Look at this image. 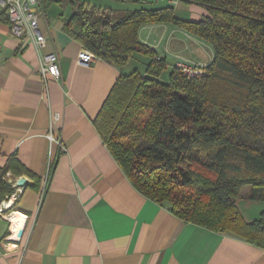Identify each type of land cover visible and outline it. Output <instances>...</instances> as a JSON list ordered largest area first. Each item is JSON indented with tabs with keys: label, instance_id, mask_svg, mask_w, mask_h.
Returning <instances> with one entry per match:
<instances>
[{
	"label": "crops",
	"instance_id": "0c3cea01",
	"mask_svg": "<svg viewBox=\"0 0 264 264\" xmlns=\"http://www.w3.org/2000/svg\"><path fill=\"white\" fill-rule=\"evenodd\" d=\"M76 1L117 14L168 6L182 20L208 14L186 0ZM70 10L49 3L38 19L46 38L40 52L58 57L53 78L42 76L36 48L12 35L0 7V167L15 156L35 175L6 174L25 184L13 187L15 197L2 195L10 206L0 213V264H264V248L185 222L132 186L93 121L118 75L132 60L145 70L148 59L134 53L118 68L95 56L64 31ZM138 39L165 59L163 79L178 62L206 66L214 55L210 44L168 22L142 24ZM82 52L90 65L77 63Z\"/></svg>",
	"mask_w": 264,
	"mask_h": 264
},
{
	"label": "trees",
	"instance_id": "16d2710c",
	"mask_svg": "<svg viewBox=\"0 0 264 264\" xmlns=\"http://www.w3.org/2000/svg\"><path fill=\"white\" fill-rule=\"evenodd\" d=\"M204 7L198 21L172 7L115 13L84 1L71 5L63 29L86 50L118 68L134 53L144 72L121 73L93 123L132 186L179 219L235 235L264 248V208L246 221L236 200L264 202V0H186ZM168 22L213 48L201 75L188 78L140 42L142 24ZM35 175L15 156L0 167V196L11 195L7 173ZM3 199V198H2Z\"/></svg>",
	"mask_w": 264,
	"mask_h": 264
},
{
	"label": "built area",
	"instance_id": "2783aa9c",
	"mask_svg": "<svg viewBox=\"0 0 264 264\" xmlns=\"http://www.w3.org/2000/svg\"><path fill=\"white\" fill-rule=\"evenodd\" d=\"M178 1L180 0H171L174 4ZM0 7L7 18L12 35L22 41H30L36 48L42 76L45 77L48 74L53 78H58L60 76V66L56 53L50 52L42 54L40 52L46 43V38L38 26L39 17H43L45 14V9L40 0H0ZM90 61L91 55L88 52H82L77 57V63L83 65H90ZM176 66L180 67L183 74L188 78L201 75L205 68V65H191L183 62H178ZM48 137L50 140H54L51 134ZM15 181L16 179L8 178V183L12 187L17 188L18 186H16ZM15 195L16 193H12L9 197H15ZM9 206L8 201L5 202L0 196V213L8 210ZM23 227L24 225L22 229ZM10 237L11 230H9V234L5 238L9 240Z\"/></svg>",
	"mask_w": 264,
	"mask_h": 264
},
{
	"label": "rangeland",
	"instance_id": "374dc122",
	"mask_svg": "<svg viewBox=\"0 0 264 264\" xmlns=\"http://www.w3.org/2000/svg\"><path fill=\"white\" fill-rule=\"evenodd\" d=\"M133 61L130 63V66L128 68L130 70H133L134 68H139L140 72H144V68H142V65H134ZM250 187L245 186L241 189L240 195L238 197V205L247 212L249 216L252 218H256L261 210L264 208V202L263 201H251L248 197L245 196L246 191H249ZM247 206V207H246Z\"/></svg>",
	"mask_w": 264,
	"mask_h": 264
},
{
	"label": "water",
	"instance_id": "95a60500",
	"mask_svg": "<svg viewBox=\"0 0 264 264\" xmlns=\"http://www.w3.org/2000/svg\"><path fill=\"white\" fill-rule=\"evenodd\" d=\"M9 179H12V178H9ZM15 184L16 186H23L25 184V178H19V179H16L15 181ZM21 232H19V235H20Z\"/></svg>",
	"mask_w": 264,
	"mask_h": 264
}]
</instances>
